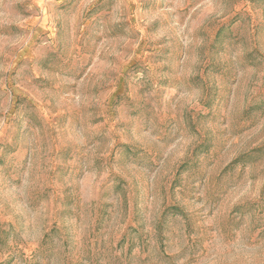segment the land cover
I'll return each mask as SVG.
<instances>
[{"label":"rangeland","instance_id":"1","mask_svg":"<svg viewBox=\"0 0 264 264\" xmlns=\"http://www.w3.org/2000/svg\"><path fill=\"white\" fill-rule=\"evenodd\" d=\"M0 264H264V0H0Z\"/></svg>","mask_w":264,"mask_h":264}]
</instances>
